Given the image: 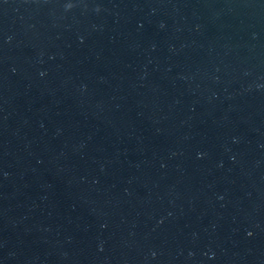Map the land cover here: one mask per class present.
Wrapping results in <instances>:
<instances>
[{
	"label": "water",
	"instance_id": "water-1",
	"mask_svg": "<svg viewBox=\"0 0 264 264\" xmlns=\"http://www.w3.org/2000/svg\"><path fill=\"white\" fill-rule=\"evenodd\" d=\"M0 264H264V0H0Z\"/></svg>",
	"mask_w": 264,
	"mask_h": 264
}]
</instances>
